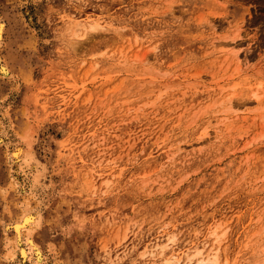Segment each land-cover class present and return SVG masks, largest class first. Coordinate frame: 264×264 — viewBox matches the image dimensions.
Returning <instances> with one entry per match:
<instances>
[{
	"label": "rangeland",
	"instance_id": "374dc122",
	"mask_svg": "<svg viewBox=\"0 0 264 264\" xmlns=\"http://www.w3.org/2000/svg\"><path fill=\"white\" fill-rule=\"evenodd\" d=\"M0 21V264L25 206L44 264H264V0H0ZM16 144L40 162L19 177Z\"/></svg>",
	"mask_w": 264,
	"mask_h": 264
},
{
	"label": "bare ground",
	"instance_id": "6f19581e",
	"mask_svg": "<svg viewBox=\"0 0 264 264\" xmlns=\"http://www.w3.org/2000/svg\"><path fill=\"white\" fill-rule=\"evenodd\" d=\"M79 25H80L79 28L85 30V31H83L82 34L76 33V34H78L81 37H83L84 35L88 34V31L93 32V30L98 29V28L101 27L99 25V22H95L93 19L88 20L87 23H82V22L80 23L79 22ZM4 28H5V24L3 23V21L2 22L0 21V38H1L0 46H2L1 45V41H2V33H3ZM224 43L225 44H224L223 48H229V50H232L233 51V57L236 59L237 63L239 64L240 63V57H241L240 53H239V50L237 48H235V46L232 45L230 42H224ZM1 61H2V59L0 57L1 72H5L7 76L11 75L12 73L10 74V70L7 67V65L3 64L4 62L1 64ZM6 75H2V76L5 77ZM252 95L254 97H256L257 101H259L258 92L254 91ZM263 109H264V107H263ZM261 110H262V108H261ZM261 112L262 113H260V115H259L260 116L259 120H260V123H262V125H263L264 124V110L261 111ZM26 135L27 136H24V140H25L26 143L31 145L32 137H30L29 133H27ZM22 146L23 145L16 144L12 148V154H13V157H14V163L17 166L16 169H15L16 177H19V175H20L19 172H21L23 169H25V167L30 168L31 166H33L34 168H36L37 166H39V163H40V162H38L35 159L36 156L32 152L28 151L29 154H26L25 156H23L22 155V151H23ZM28 150H30V149H28ZM23 152H25V151H23ZM20 165L22 167H20ZM35 171H37V169ZM22 172L25 173V171H22ZM13 181H14V179H13ZM23 202H26V201H23ZM25 208H24L25 210L23 209V211H25V213H23L22 217L20 219H18V220L12 221V223L10 224L12 226L14 232H15V236L13 238V243H12L11 240L7 241V252H8L7 256L8 255L15 256V253H17V252L19 253L20 252L21 255H22V258L24 259L22 264H44L45 263V260H44V258H45L44 256L45 255H43L42 250L39 248L40 246H38L33 240L34 231L37 230L40 227V225H41V221H42L41 213H40V211H38L39 209L35 211L33 208H29L28 206H25ZM27 225L29 226L28 228L26 227ZM215 231L216 230L214 229V231H212V233L214 234ZM217 236H219V235H217ZM22 239H24L26 247H25V245H22V243H23ZM205 245L206 244H204L203 246H205ZM209 246H210V244H209ZM213 246H214V244H213ZM157 247L161 248L163 250L164 245H161V246L157 245ZM209 249H207V250H209ZM185 253H187V252L185 251ZM206 253H208V252H206ZM165 254H166V251H165ZM164 257H166V256H164ZM33 258H34V261H32ZM186 258H187V260H184L183 254L182 253L181 254L180 253H176V251H175V252L171 253L170 257L168 259H166V261H165L164 258L163 259H164L166 264H172V262H174V261H178V262H180L182 264H219V261H220V259L218 257V254L214 253V254H212L210 256H206V255H204L202 250H197L194 253H190V254H188V257H185V259ZM155 264H157V263H155ZM160 264H161V261H160Z\"/></svg>",
	"mask_w": 264,
	"mask_h": 264
}]
</instances>
